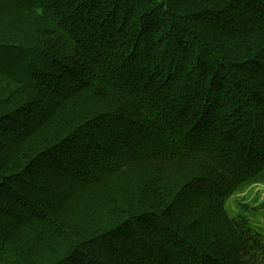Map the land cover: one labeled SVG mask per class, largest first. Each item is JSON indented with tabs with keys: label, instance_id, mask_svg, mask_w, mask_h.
Returning <instances> with one entry per match:
<instances>
[{
	"label": "trees",
	"instance_id": "1",
	"mask_svg": "<svg viewBox=\"0 0 264 264\" xmlns=\"http://www.w3.org/2000/svg\"><path fill=\"white\" fill-rule=\"evenodd\" d=\"M257 185L264 0H0V264H264Z\"/></svg>",
	"mask_w": 264,
	"mask_h": 264
},
{
	"label": "rangeland",
	"instance_id": "2",
	"mask_svg": "<svg viewBox=\"0 0 264 264\" xmlns=\"http://www.w3.org/2000/svg\"><path fill=\"white\" fill-rule=\"evenodd\" d=\"M256 193H258L259 196L261 198H263L264 197V185H257V186L252 187L250 189V192L247 193V195H245V194H235V195H233L228 201V208H229L230 213L232 212L233 214H235L236 211L239 210V207H238L237 203H238V201L240 199H242L243 201H246V200L243 199L244 196L250 195V197H253V196H256ZM253 204L256 205L257 203H253ZM252 223H253V226L255 228H257L260 231L264 232V214H263V212L260 211L258 214L253 215Z\"/></svg>",
	"mask_w": 264,
	"mask_h": 264
}]
</instances>
